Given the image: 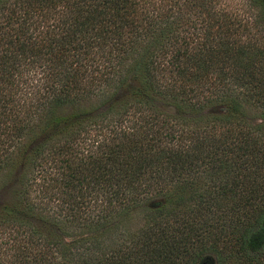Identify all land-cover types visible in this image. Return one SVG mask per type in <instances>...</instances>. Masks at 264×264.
Instances as JSON below:
<instances>
[{
    "label": "trees",
    "instance_id": "16d2710c",
    "mask_svg": "<svg viewBox=\"0 0 264 264\" xmlns=\"http://www.w3.org/2000/svg\"><path fill=\"white\" fill-rule=\"evenodd\" d=\"M263 128L264 0H0V264H264Z\"/></svg>",
    "mask_w": 264,
    "mask_h": 264
},
{
    "label": "rangeland",
    "instance_id": "374dc122",
    "mask_svg": "<svg viewBox=\"0 0 264 264\" xmlns=\"http://www.w3.org/2000/svg\"><path fill=\"white\" fill-rule=\"evenodd\" d=\"M251 115V118H250V122L254 123V122H258V117H255L254 116L256 115V113L253 111V113H251V111L249 112ZM264 130V128H263ZM27 150H30L29 148H27ZM6 192H7V188H2L0 189V200L3 199L5 196H6ZM220 256L221 258H223L224 254L220 253ZM198 264H231V261L229 258L225 259L223 262H217V258H216V255L210 251H205L203 252V254L201 255L200 258H198Z\"/></svg>",
    "mask_w": 264,
    "mask_h": 264
}]
</instances>
